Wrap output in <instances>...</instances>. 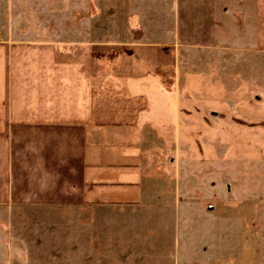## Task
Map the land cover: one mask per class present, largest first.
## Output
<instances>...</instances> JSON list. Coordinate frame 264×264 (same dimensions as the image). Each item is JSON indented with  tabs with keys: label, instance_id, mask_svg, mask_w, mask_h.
Returning <instances> with one entry per match:
<instances>
[{
	"label": "crops",
	"instance_id": "1",
	"mask_svg": "<svg viewBox=\"0 0 264 264\" xmlns=\"http://www.w3.org/2000/svg\"><path fill=\"white\" fill-rule=\"evenodd\" d=\"M248 1L246 20L244 0H0V264L14 224L66 210L89 238L100 230L105 264L171 212L177 264H242L226 257L206 148L226 108L211 69L235 47L264 54V0Z\"/></svg>",
	"mask_w": 264,
	"mask_h": 264
},
{
	"label": "rangeland",
	"instance_id": "2",
	"mask_svg": "<svg viewBox=\"0 0 264 264\" xmlns=\"http://www.w3.org/2000/svg\"><path fill=\"white\" fill-rule=\"evenodd\" d=\"M248 2L244 0L242 4L246 20L251 15ZM107 15L102 17L103 20L109 18ZM244 33L240 40L246 44L252 34ZM218 66V69L215 66L211 69L209 85L212 88L218 86L226 108L220 112L224 119L212 126L214 131L210 129L207 142L210 181H214L212 172L215 179L216 170L220 174L218 192L210 193V198H224L216 206L226 217L223 224L226 238L222 241L226 246V257L235 248V263L238 260L242 264H264V54L235 47V60H225ZM232 101L234 108H231ZM215 127L223 140H211L215 136ZM27 217L14 224L12 230V237H15L12 240L14 251L10 254L12 264H105L102 233L98 229L97 236L89 238L84 229L88 225L84 227L82 222L80 230L72 211L47 216L34 213ZM232 217L235 223L229 220ZM163 221L161 235L146 236V246L136 253L133 251L130 260L123 264H135L136 257L145 259L143 264H177L181 261L186 244L182 229H174L172 212ZM97 224L102 223L98 220ZM232 230L235 235L231 234ZM152 237L160 246L156 253L151 251L152 240L149 239Z\"/></svg>",
	"mask_w": 264,
	"mask_h": 264
}]
</instances>
